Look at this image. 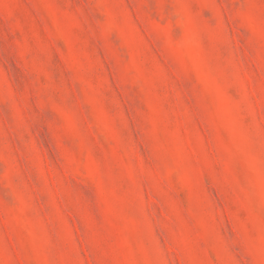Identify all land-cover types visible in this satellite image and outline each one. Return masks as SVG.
<instances>
[{"label":"rangeland","instance_id":"rangeland-1","mask_svg":"<svg viewBox=\"0 0 264 264\" xmlns=\"http://www.w3.org/2000/svg\"><path fill=\"white\" fill-rule=\"evenodd\" d=\"M0 264H264V0H0Z\"/></svg>","mask_w":264,"mask_h":264}]
</instances>
